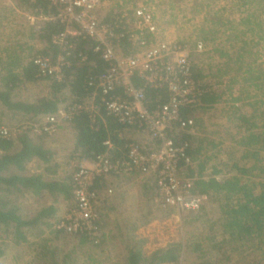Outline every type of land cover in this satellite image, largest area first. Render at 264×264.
Here are the masks:
<instances>
[{
    "label": "trees",
    "instance_id": "16d2710c",
    "mask_svg": "<svg viewBox=\"0 0 264 264\" xmlns=\"http://www.w3.org/2000/svg\"><path fill=\"white\" fill-rule=\"evenodd\" d=\"M20 1L22 6L26 3ZM235 3L243 12H248L239 22L245 27L237 33H229L228 29L213 30L199 40L209 45L214 55L212 62L203 68L197 65L194 70L196 78L208 79L209 89L198 102L182 108L184 118L195 120V131L172 132L177 143H189L187 152L193 164L181 163L180 172L192 178L194 194L207 196L200 210L182 213L183 223L189 227L200 222L203 226L201 229L197 226L198 233H193V237L186 232L179 241L151 253L144 250V241L136 240V230L148 224L155 217V211H175L155 201L157 184L153 174L144 176L142 196L146 206L143 203L140 215L124 220V224L121 219L114 222L120 229L117 237L108 233L111 221L104 214L108 206L104 204L107 203L104 197L94 222L98 233L71 232L59 226L64 212L74 205L75 167L70 165L71 160H94L106 151L104 142L108 139L121 148L114 156H125L124 145L132 140L128 134L133 135L134 129L104 109L96 123L91 122L88 111H78L69 122L75 138L74 148L61 159L58 143L63 126L60 124L55 134H49L44 130L47 117L57 114L65 105L88 101L96 91L94 82L108 64L94 50L91 39L68 36L70 64L64 68V78L40 77L33 57L42 54L56 59L61 48L52 37L63 32L65 26L57 20L29 27L17 24L22 28L17 42L5 49L6 60L0 56L3 72L0 74V130L7 128L11 132L9 136L0 134V258L5 255L3 243L6 241L29 252V259L23 264H179L186 253L197 255L198 264H264V0H235ZM26 4L28 10L54 14V9L45 1ZM112 16L113 13L106 16L105 21L112 20ZM218 23L221 28L227 25ZM122 47L124 55L136 51L127 40ZM225 80H231V85L227 91H220ZM136 82L142 85V81ZM237 82L245 83L244 90H250L248 96H234L232 84ZM35 88L38 92L30 93ZM252 89L257 97L251 94ZM165 100L164 91L148 89L150 107ZM228 101L233 104L229 105ZM217 108L234 122L228 127L235 131L231 151H222L214 139L217 130L209 129L203 116ZM32 163L36 164L34 171L30 168ZM106 178L96 180L94 188L99 193ZM30 192L37 199L49 201L30 209L23 200ZM61 201L66 202V209L58 214ZM154 204L156 210L152 209ZM113 239L119 240L117 244H122L125 250L121 261H97L93 254L102 247L110 249L108 243ZM58 240H62L59 245Z\"/></svg>",
    "mask_w": 264,
    "mask_h": 264
},
{
    "label": "built area",
    "instance_id": "2783aa9c",
    "mask_svg": "<svg viewBox=\"0 0 264 264\" xmlns=\"http://www.w3.org/2000/svg\"><path fill=\"white\" fill-rule=\"evenodd\" d=\"M24 1L30 4L45 1L54 9V14L28 10L20 7L16 0H8L23 26H38L56 20L65 26L63 32L52 37V41L61 48L56 59L42 54L33 57L40 77L64 78V68L70 64L67 58L68 36L82 35L91 39L94 50L108 64L94 82L96 91L89 100L82 104L65 105L57 114H50L44 130L55 134L60 124H69L75 113L81 110L88 111L91 122L96 123L97 118L102 117V109L129 129H134L133 135L128 134L132 140L124 145L125 156L115 157L114 153L121 148L108 139L104 142L106 151L94 160L72 161L75 167L74 205L67 208L59 226L71 232L88 230L98 233L94 222L98 218L97 207L103 196L94 188L96 180L127 172L155 175V201L163 208L175 209L178 213L200 210L207 196L194 194L192 178L180 172L181 163L193 164L187 152L189 143H177L172 132L195 131V120L184 118L182 108L198 102L199 97L209 89L206 77L198 79L194 76L200 61L197 59L207 51L206 44L162 38L164 31L157 22L151 2ZM109 7L113 19L105 21L103 14ZM124 40L136 48L134 53L123 54ZM136 80L142 81V85ZM148 89L164 91L166 100L150 107L147 104ZM10 133L7 128L0 130L3 136Z\"/></svg>",
    "mask_w": 264,
    "mask_h": 264
},
{
    "label": "rangeland",
    "instance_id": "374dc122",
    "mask_svg": "<svg viewBox=\"0 0 264 264\" xmlns=\"http://www.w3.org/2000/svg\"><path fill=\"white\" fill-rule=\"evenodd\" d=\"M136 1L137 0L129 1V4H134ZM152 2L155 6V14L158 18L157 22L163 27V31L172 38L177 40H186L192 43L199 41L203 35L213 30V32H215L220 29H228L229 33H231V31L237 33L238 30H242L245 27V25L239 23L241 17L248 14V12H243L242 8L239 9L240 5L235 3V0H158L159 6L153 0ZM205 18H209L211 21H206ZM219 21L226 22L227 25L225 27L222 26L221 28V24L218 23ZM8 26L10 27V25ZM2 31H4V34L6 35L8 31H10V28L7 27V29H3ZM218 35L220 34H217L216 36ZM249 35L250 34L247 36ZM218 37L221 38L220 36ZM231 38H233V36ZM206 46L207 51L197 59L200 60L198 63L199 68H203V66H206L208 62L213 61V58L211 57L214 55V53L211 51V47L209 45ZM215 62H217V59ZM230 85L231 84L226 82V84H222L223 89L220 88L219 90L227 91V88ZM233 86L235 87L234 96H242L244 98L250 93V90H244L246 86L245 83L237 82L233 83ZM252 90L253 91L251 94L256 96V91L254 89ZM32 92H38V89H32L30 93ZM252 100H248V102H252ZM228 104L231 105L233 103L232 101H228ZM218 107L220 108V106ZM219 108L208 111L207 113H204L203 116L208 123L209 129H211L213 132L217 130V132H215L214 139L218 146L222 149V151L224 149H226V151H231L233 146L231 138L235 131L233 128H231V130L228 129V127L234 125V122L232 123L231 120L225 116L224 112L219 110ZM244 110L250 111L251 109L244 108ZM74 141L75 138L74 133H72V129H69V131L68 129H65V132H63V139L60 143H58L59 153L66 151L67 149H73ZM64 145H67L66 148ZM212 153L214 154V152ZM220 156L223 157L224 155ZM35 165V163L30 164L31 170L34 171L36 169ZM137 177V180L143 179L144 181V176L141 178V174H138ZM137 185V183L135 185L133 184V187L135 186V188H130L131 193L136 192L138 188L136 187ZM129 186H131V184ZM37 198L38 197L35 196L34 193L30 192L25 196V198H23V200L25 201V205L30 209L38 208L40 205L49 201L48 198ZM135 202L136 198L128 199L126 202L128 208L125 212H120L117 210V212H113V214L110 215L112 217L110 218L111 225L109 228L112 230L109 229L108 233L116 237L120 233V229H118L114 223L116 222V219H121L122 223L124 224V220H132L140 215V213L138 214V212H136V210L130 205L133 204L134 206ZM61 204L62 206H58V214H61V210L65 209L66 207L65 201H63ZM144 206H146L145 203ZM160 206L163 207L161 204ZM156 208L157 206L154 204L152 209L156 210ZM155 212V217L148 224L139 226L135 232L137 235L136 240L140 239V241H144L143 248L149 253L158 248H163L174 241H179L183 238L186 232L188 235H192L193 237V233H198L197 226L200 227V229L201 226H203L200 222L193 223V225L189 227L184 225V214H182L184 212L178 213L177 211H166V213L164 212L165 214L161 211ZM214 212H217V209H214ZM61 241L62 240H58L57 244L59 245ZM118 241L119 240L116 239L110 240V243H108L109 248L111 247L110 249H106L107 247H102V249L106 250L104 253L102 252V249L96 251L93 254L96 257V260L100 262H120V256H122V253L125 250L122 248V244H117ZM3 244L5 247V255L0 258V264H23L29 259V252L25 251V249H22V246H11V243L6 241ZM115 245L116 247L114 248ZM73 246L76 245L73 244ZM181 258L182 260L179 264H198L199 261L197 255L190 253L182 255Z\"/></svg>",
    "mask_w": 264,
    "mask_h": 264
},
{
    "label": "crops",
    "instance_id": "0c3cea01",
    "mask_svg": "<svg viewBox=\"0 0 264 264\" xmlns=\"http://www.w3.org/2000/svg\"><path fill=\"white\" fill-rule=\"evenodd\" d=\"M16 1L20 7L26 8V6H27L26 3L22 6L23 3L20 0H16ZM153 1L156 2L157 5L159 4L158 0H153ZM139 2H151V4H153L152 0H140ZM154 9H155V6H154ZM111 13H112V10L109 7L108 9L105 10L103 15H104V17H106L108 15H111ZM6 18H9V21ZM157 20H158V18H157ZM21 23H22L21 19L17 15L16 10L14 9V6H10V4L8 3V0H0V27H1V31H0V56L3 57L4 60H6V55H7L5 52V49L11 47L12 45H14L17 42L16 39L19 37L18 32H19V30H22V28H20L17 24H21ZM8 25H10V27ZM159 26L161 27L162 32H163V27L160 24H159ZM5 27L10 28V31H8V33L6 35L4 34L5 32L2 31L3 29H5ZM161 37L165 38V39H175V38H172L170 35H168L165 32L161 35ZM1 65L2 64H0V74L3 73ZM230 81L225 80L224 83L226 84V82H228L230 84ZM232 86H233V84H232ZM234 90H235V87H234ZM227 118L229 120H231V122H232L231 117H227ZM65 129H68V131H69V129H70L69 124L63 125V130L61 129V140L59 141V143L63 139V132H65ZM66 146H65V148H66ZM71 150L72 149H67L66 151H62L60 153L61 159L66 158L67 153L71 152ZM70 165H72V160L70 162ZM138 174H139L138 172H127V173H124V174L119 175V176L118 175L117 176L111 175V176L106 178V182L104 183V186H102V188L101 187L99 188V191L101 192V195L104 197V200L105 199L107 200V203H104V204L108 205V206H106L107 208L104 211V214L106 215L107 220H110V218L112 217L110 215L113 214V212H117L114 210L115 207L120 212H125L128 208L126 202L130 198L131 199L136 198V202H135L134 206H133V204H130V205L133 209L136 210V212H138V214L141 213V210H143V200H144V198L142 196L143 195L144 181H143V179L137 180ZM141 178H143L142 175H141ZM136 183L138 184L136 186L138 188H137L135 193H131L130 188H135V186L133 187V184L135 185ZM130 184H131V186H129ZM61 202H63V201H61ZM111 207H113V208H111Z\"/></svg>",
    "mask_w": 264,
    "mask_h": 264
}]
</instances>
